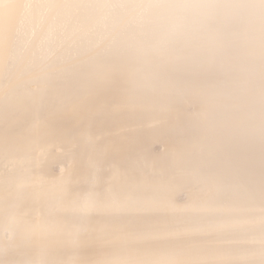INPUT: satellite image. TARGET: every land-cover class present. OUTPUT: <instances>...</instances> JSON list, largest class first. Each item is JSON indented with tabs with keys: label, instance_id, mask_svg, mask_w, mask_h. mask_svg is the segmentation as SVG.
Masks as SVG:
<instances>
[{
	"label": "bare ground",
	"instance_id": "1",
	"mask_svg": "<svg viewBox=\"0 0 264 264\" xmlns=\"http://www.w3.org/2000/svg\"><path fill=\"white\" fill-rule=\"evenodd\" d=\"M68 16L86 29L95 26L88 39L108 25L103 41L119 43L116 58L121 64L120 84L129 90L148 86L158 77L171 75L187 86H199L217 76L211 66L193 67L176 63L178 56L193 50L211 51L216 47L215 24L229 20L235 34L228 57L231 76L237 84V96L231 101H212L202 106L184 101L162 117L149 106L132 101L116 106L111 97L81 109L71 100L57 105L48 124V133L31 129L30 113L17 112L8 98V86L0 87V264H69L88 262L103 256L121 254L127 241L112 228L126 217L109 214L107 205L128 195L116 177L110 187L111 169L146 166L160 172L163 162L180 174V151L186 152L185 164L213 165L219 157L243 158L254 167L257 180L261 167L259 138L260 106L264 99V9L259 0H63ZM35 14L20 0H0V32L11 22L18 29ZM33 75H36L35 73ZM15 83V82H13ZM33 88L41 82L33 78ZM76 87L70 77L54 82L51 103L57 93L70 94ZM238 107L237 112L217 114L218 105ZM256 116L250 118L249 108ZM233 125L254 126V142L240 138ZM67 144L71 155L66 169L63 159ZM49 155H40V148ZM55 145V152L52 148ZM96 150L107 153L98 203L86 206L81 196L88 186L87 175H75L70 196L62 178L73 165L86 167L87 157ZM150 198L152 193H134ZM215 203L221 211L235 213L233 219L244 226L243 233L221 237L203 236L189 241L192 245L212 248L202 257L214 260H244L255 253L260 241L259 203L245 204L236 194L218 193L211 186H174L171 208L178 214L195 212L204 203ZM155 219H163L153 214ZM79 239L73 232L88 231ZM129 255L133 253L131 250ZM189 258V257H180Z\"/></svg>",
	"mask_w": 264,
	"mask_h": 264
},
{
	"label": "snow or ice",
	"instance_id": "2",
	"mask_svg": "<svg viewBox=\"0 0 264 264\" xmlns=\"http://www.w3.org/2000/svg\"><path fill=\"white\" fill-rule=\"evenodd\" d=\"M26 10L35 14L18 29V22L8 24L0 32V87L8 86V98L13 101L17 112L30 113V128H39L48 133V124L56 114L57 105L66 106L71 100L81 109L111 97L116 106L132 101L149 106L151 113L144 115L166 114L162 109L171 110L177 104L188 101L202 106L212 101H231L237 96V84L231 76L228 63L235 34L231 22L227 19L215 21L216 47L211 51L193 50L175 59L176 63L193 67L211 66L217 70V76L199 86L187 87L177 82L171 75L158 77L148 86L135 90L122 87L119 76L121 64L116 58L120 45L113 41L105 45L110 28L97 33L96 39H88L95 26L87 29L78 21L68 16L64 9L69 5L63 0H20ZM264 9V0H259ZM36 75H33V74ZM41 82V87L33 88V78ZM70 77L76 87L70 93L59 91L55 104L51 103L52 85L63 78ZM15 82V83H13ZM238 107H225L220 104L217 114L237 112ZM250 118L255 119L256 108L250 106ZM233 130L240 138L254 142L257 131L254 126L233 125ZM259 138L261 145V167L257 174L250 162L231 155L219 157L211 166L202 164H185L186 152L180 151V174L176 168L171 170L163 162L160 172L149 171V168L129 169L114 166L111 169L109 186L116 177L132 195L122 200L113 199L107 205L109 214L126 217L123 222L117 221L112 228L118 229L127 241L121 254L103 256L88 262H69V264H264V99L260 106ZM63 159L60 163L67 169L71 155L67 144H62ZM55 152V145L52 148ZM40 155H49L48 149L40 148ZM108 161L107 153L96 150L87 157L86 167L73 165L62 178L68 194L71 196V184L74 176L87 175L88 186L81 196L86 206L98 203L97 189L101 183L103 165ZM213 186L218 193L236 194L245 204L259 203L260 206V241L259 258L255 253L244 260H214L202 257L215 251L192 245L189 241L203 236L221 237L232 232L243 233V225L234 221L235 213L221 211L212 202L204 203L195 212L178 214L171 208L172 190L176 185ZM149 191L150 198H141L134 193ZM159 214L163 219L153 218ZM91 231L73 232L77 241L86 237ZM131 250L133 253L129 255ZM189 257V258H180Z\"/></svg>",
	"mask_w": 264,
	"mask_h": 264
}]
</instances>
